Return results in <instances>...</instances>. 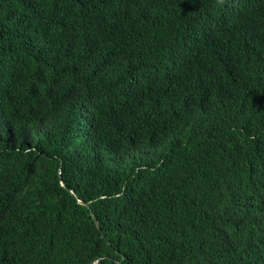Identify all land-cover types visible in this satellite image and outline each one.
I'll return each instance as SVG.
<instances>
[{"label": "trees", "instance_id": "trees-1", "mask_svg": "<svg viewBox=\"0 0 264 264\" xmlns=\"http://www.w3.org/2000/svg\"><path fill=\"white\" fill-rule=\"evenodd\" d=\"M0 264H264V0H0Z\"/></svg>", "mask_w": 264, "mask_h": 264}, {"label": "water", "instance_id": "water-1", "mask_svg": "<svg viewBox=\"0 0 264 264\" xmlns=\"http://www.w3.org/2000/svg\"><path fill=\"white\" fill-rule=\"evenodd\" d=\"M82 203L87 204L86 202L82 201Z\"/></svg>", "mask_w": 264, "mask_h": 264}]
</instances>
